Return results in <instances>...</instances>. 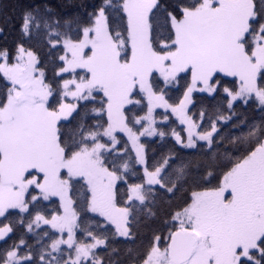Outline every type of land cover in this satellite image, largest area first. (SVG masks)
Instances as JSON below:
<instances>
[{"label": "snow or ice", "instance_id": "obj_1", "mask_svg": "<svg viewBox=\"0 0 264 264\" xmlns=\"http://www.w3.org/2000/svg\"><path fill=\"white\" fill-rule=\"evenodd\" d=\"M0 264H264V0H0Z\"/></svg>", "mask_w": 264, "mask_h": 264}]
</instances>
